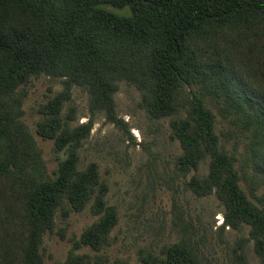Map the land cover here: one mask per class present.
Here are the masks:
<instances>
[{
    "label": "trees",
    "instance_id": "obj_1",
    "mask_svg": "<svg viewBox=\"0 0 264 264\" xmlns=\"http://www.w3.org/2000/svg\"><path fill=\"white\" fill-rule=\"evenodd\" d=\"M44 75L64 85L37 123V133L63 153L52 173L22 119L28 87ZM123 79L141 90L151 117L170 119L181 171L197 172L209 158L207 174L194 173L189 187L217 195L224 228L250 227L264 264V207L241 186L236 156L218 132L219 113L240 129L264 176V0H0V264H44V237L54 232L57 212L66 220L86 209L98 218L54 264L106 263L119 213L107 202L98 164L80 168L93 120L73 124L64 108L79 85L91 113L120 123L115 95ZM83 247L96 255L77 252ZM140 259L208 264L186 241L142 250ZM240 260L251 264L243 253Z\"/></svg>",
    "mask_w": 264,
    "mask_h": 264
},
{
    "label": "rangeland",
    "instance_id": "obj_2",
    "mask_svg": "<svg viewBox=\"0 0 264 264\" xmlns=\"http://www.w3.org/2000/svg\"><path fill=\"white\" fill-rule=\"evenodd\" d=\"M63 88L60 78L41 76L28 87L24 103L22 119L51 173L63 153L55 151L53 140L37 133V123L42 105ZM115 98L120 123L109 121L103 111L91 113L90 95L79 85L73 87L64 108V115L73 124L93 120L91 135L80 148V168L92 162L98 164L101 178L108 185L107 202L119 213V222L112 232L113 244L103 253L108 256L105 264H146L140 259L142 250H158L180 241L188 242L208 264H239L241 253L249 263L261 264L254 242L249 239L250 227L224 228L225 206L217 195L198 196L188 185L194 173L207 174L209 158L197 172L181 171L176 162L183 150L179 141L172 138L170 119L151 117L141 103V90L127 80L119 81ZM218 120L222 142L236 156L241 186L255 203L264 207V176L257 170L259 162L252 159L240 129L219 113ZM62 217L59 210L54 232L44 237V264L64 261L85 228L98 218L90 209L71 212L66 220ZM77 252L96 255L90 247Z\"/></svg>",
    "mask_w": 264,
    "mask_h": 264
}]
</instances>
